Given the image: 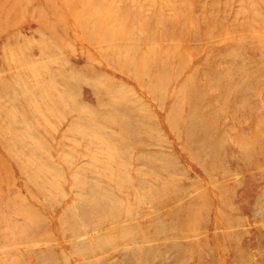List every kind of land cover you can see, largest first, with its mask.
I'll use <instances>...</instances> for the list:
<instances>
[{"label": "rangeland", "instance_id": "1", "mask_svg": "<svg viewBox=\"0 0 264 264\" xmlns=\"http://www.w3.org/2000/svg\"><path fill=\"white\" fill-rule=\"evenodd\" d=\"M0 264H264V0H0Z\"/></svg>", "mask_w": 264, "mask_h": 264}]
</instances>
